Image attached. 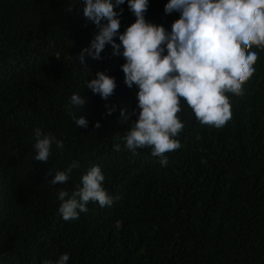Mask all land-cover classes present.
<instances>
[{"label": "trees", "instance_id": "1", "mask_svg": "<svg viewBox=\"0 0 264 264\" xmlns=\"http://www.w3.org/2000/svg\"><path fill=\"white\" fill-rule=\"evenodd\" d=\"M166 3L149 0L146 22L170 30L179 14H165ZM83 7L82 0H0V264H41L62 253L67 264H264V49L242 95L228 96L223 128L201 125L182 106L180 147L161 167L149 148L133 154L119 139L136 119L137 89L123 83L124 59L109 45L99 59L78 58L98 33ZM120 9L123 33L135 17L127 0ZM97 72L115 80L107 99L86 87ZM73 93L85 99L80 109L69 102ZM36 128L63 142L45 162L33 159ZM72 161L79 168L70 179L52 185ZM93 165L114 202H89L77 219L63 220L57 191L71 194Z\"/></svg>", "mask_w": 264, "mask_h": 264}, {"label": "clouds", "instance_id": "2", "mask_svg": "<svg viewBox=\"0 0 264 264\" xmlns=\"http://www.w3.org/2000/svg\"><path fill=\"white\" fill-rule=\"evenodd\" d=\"M82 3L83 16L98 27V33L78 54L79 60L83 63L85 55L99 59L109 45L113 55L124 59L120 66L123 83L129 89H137L138 113L133 110L136 119L119 137L125 149L134 154L147 147L164 167L168 160L165 154L180 147L177 136L184 124L178 113L182 106L186 105L201 125L221 129L230 121L228 96L242 95V86L255 71L258 51L264 49V0H167L164 13L179 14L170 30L146 22L144 14L149 0H127L135 20L123 33L118 31L122 9H114L125 4V0ZM86 87L107 99L116 85L113 77L97 72ZM69 102L80 109L85 99L73 93ZM73 119L78 128L87 127L84 117ZM34 140L33 159L40 162L49 159L53 145L63 148L61 140L39 128L34 129ZM112 148L119 152L121 145L114 143ZM77 168L79 163L72 161L56 171L50 183L64 185ZM104 179L100 167L93 165L80 177L79 187L71 194L59 189L61 218L77 219L87 211L89 202L110 207L115 198L104 188ZM68 260L69 255L62 253L55 261L44 260L41 264H67Z\"/></svg>", "mask_w": 264, "mask_h": 264}]
</instances>
